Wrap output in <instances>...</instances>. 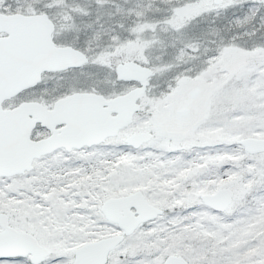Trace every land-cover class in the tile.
I'll list each match as a JSON object with an SVG mask.
<instances>
[{
	"label": "snow or ice",
	"instance_id": "obj_1",
	"mask_svg": "<svg viewBox=\"0 0 264 264\" xmlns=\"http://www.w3.org/2000/svg\"><path fill=\"white\" fill-rule=\"evenodd\" d=\"M0 264H264V0H0Z\"/></svg>",
	"mask_w": 264,
	"mask_h": 264
}]
</instances>
